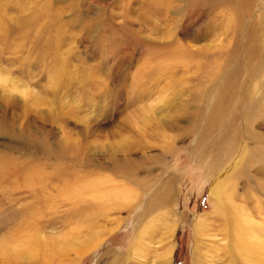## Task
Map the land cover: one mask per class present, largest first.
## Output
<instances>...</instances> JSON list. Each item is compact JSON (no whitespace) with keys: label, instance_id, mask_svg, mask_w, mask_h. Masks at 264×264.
Returning <instances> with one entry per match:
<instances>
[{"label":"rangeland","instance_id":"rangeland-1","mask_svg":"<svg viewBox=\"0 0 264 264\" xmlns=\"http://www.w3.org/2000/svg\"><path fill=\"white\" fill-rule=\"evenodd\" d=\"M247 1L256 48L245 61L243 37L227 64L237 15L197 12L202 0H171L167 21L161 0H0V117L15 135L0 136L13 170L0 178V264L230 263L216 185L236 205L264 202L253 182L264 172L236 176L242 154L264 152V0ZM216 82H252L251 99L223 104L219 118ZM236 130L257 137L227 166L207 147Z\"/></svg>","mask_w":264,"mask_h":264},{"label":"bare ground","instance_id":"bare-ground-1","mask_svg":"<svg viewBox=\"0 0 264 264\" xmlns=\"http://www.w3.org/2000/svg\"><path fill=\"white\" fill-rule=\"evenodd\" d=\"M161 1H166V2H161L160 5L164 10V13L163 14L161 13L163 16L162 15L161 16L165 18V20L167 21L168 18L166 17V14L167 12L170 11L169 3L171 2V0H161ZM202 2H203L202 7L198 8L196 11L197 12L202 11V13L209 16L215 15L220 8H227L234 11V13L237 15L236 42H234L233 49H231L226 54L227 55L226 63L227 64L230 63L233 60V56H235L238 53V51H240V49L242 48L243 45L241 44V42L243 40L242 39L243 37L245 38L243 41L245 42V47L243 46L245 48L244 59L245 61L249 62L248 61L249 55H251L253 52L252 50L256 48L255 45H252L251 43L254 42V39L257 36V32H261V29H259L260 27L257 26L258 21L254 18L253 15L254 14L253 5L247 0H202ZM195 4H197V2ZM152 5L155 4L152 3ZM162 5L166 6V8ZM204 5H209V6L203 7ZM153 7L155 9L158 8L157 6H153ZM174 44L175 41L167 45L166 48H170V49L175 48L179 51L181 49L184 50V46L182 44L178 42L176 43L177 46H174ZM185 51L187 52V50ZM235 51H237V53ZM251 84L252 82H222V83L216 82V85L219 86V90L216 96L217 103L214 107L213 114L220 118L222 116L221 114H224L227 108H229L228 104L233 102V100L235 101L237 99L240 100H246L249 98L251 99V94H250ZM220 101H221V105L219 104ZM225 103H227V108L225 105H223ZM258 109L259 108L256 107L255 105L249 107L247 109V114L249 116L247 117L251 116V118L255 119V116H257L256 112L258 111ZM219 118L218 120L216 119L211 121L210 126L209 127L207 126L208 129L206 130V132H204L201 135L200 143L202 141L201 139L206 141L212 137L211 133L213 131V128L219 126L220 125L219 123L222 120V119L220 120ZM6 120L7 119L0 117V136L6 135L9 138L13 139L15 137L13 133L14 131H12L13 128L10 125V123H8ZM234 132H232L231 137H227L228 140L230 139L227 145L223 144V142L226 139V136L223 134L221 137L219 136L218 138H213L214 144L207 147L208 150L214 149L211 154L224 151L223 154L227 156V158H225L224 160V163H226L227 166H228V161L231 160L230 157L233 156L232 155L233 153L231 154L232 149L234 150L233 147L236 144L238 145L243 143L245 139L251 140L252 137H254L255 139L257 137L254 132H248V130L246 131L236 130ZM261 138L262 137H259V139ZM259 145L261 146L263 144L261 143ZM260 146L255 147V149H252L250 152L248 151L247 153L242 154V156L244 157V163H242L243 165H241L240 170L236 173L237 177L243 178L242 175L249 167L255 169L257 172H264V152L263 151L260 152V150L258 149ZM11 164H12L11 158L4 156L2 157V155L0 156V178H2L5 174L9 175L13 172L12 168L10 167ZM29 170L30 169H28L27 171ZM40 170H35V168H31L30 174L39 176L41 174ZM233 178L226 179L222 185L225 186L229 185L232 182ZM251 181L249 177L246 178L245 181L246 187H244L245 189H243L245 194L255 191V188L250 187V185H248L250 184ZM253 182L256 184L257 188L264 189V180L257 179ZM251 184L253 183L251 182ZM221 188H222L221 185H216L212 193V202L214 203V207H215V215L217 217L216 219L218 221L221 220L223 222L222 225L218 226L220 228L218 232L221 233L225 239H228V244L222 248L223 252L220 255V257L222 258L221 260L230 262L229 264H264V224H262L263 222L262 223L255 222V217L264 216V202L261 200L257 201V199L254 200L253 197L249 195L250 197H245L244 200L245 206H239L234 203V199H238L239 196L235 197L236 196L235 192L226 194L222 190L223 188L222 189ZM229 191L231 192V189ZM161 195L163 196L161 198V202L160 201H159L160 203L158 202V207L161 204L164 205L168 202V197H167L168 195H166V193H163ZM198 223L200 225L201 224L203 225L204 221H200Z\"/></svg>","mask_w":264,"mask_h":264}]
</instances>
